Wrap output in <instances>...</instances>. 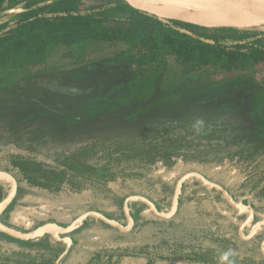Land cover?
I'll return each instance as SVG.
<instances>
[{"label": "rangeland", "instance_id": "374dc122", "mask_svg": "<svg viewBox=\"0 0 264 264\" xmlns=\"http://www.w3.org/2000/svg\"><path fill=\"white\" fill-rule=\"evenodd\" d=\"M12 1L21 3L20 9L25 11L23 19L45 13V9L37 8V4L49 2L53 3L54 11L99 10L97 17L102 20L103 27L132 32L126 37L94 33L69 36L65 32H55L51 23L42 21L11 29L18 17L8 7L0 12V35H5L0 38V89H13L27 77L52 72H67L77 83H87L100 71L122 66L131 72L128 81L113 86L104 96L72 98L63 101V106L72 115L94 116L131 104L168 105L184 103L187 99L205 103L222 90L231 89L232 92L243 90L240 102L246 107L250 121L254 120V115L264 118V54L246 55L247 50L264 51V26H200L193 30L195 34L222 40L229 49L241 46V54L232 61L227 54L202 55L179 43L166 45L150 39L152 28L134 23L138 20L136 11L150 13L130 6L128 0ZM130 118L122 117L119 122ZM116 123L115 119L108 120L94 125L93 129L97 132ZM261 131L264 133V127ZM49 152L50 149L43 150L38 159L50 162L45 156ZM6 165V155H0V171L13 175L14 172L5 169ZM187 166L190 165L177 162L167 171H155L161 175L160 182L145 191L141 187L129 190L127 184L112 183L108 194L98 199H77L72 193L50 194L18 181L17 193L1 211L0 220L12 229L29 233L44 224L65 228L79 216L95 211L120 222L125 229L124 205L129 197H144L160 213L168 215L177 183L188 173H199L222 187L229 196L236 198L239 206L253 211L254 219L246 222L248 216L236 209L230 216L222 214L220 207L226 211L230 208L220 196L205 191L197 183H187L180 190L181 198L170 223L144 220L148 207L141 201L132 200L128 210L134 225L129 232L88 218L67 235L74 243L61 258L65 245L48 235L23 242L0 233V245L10 250L57 257L55 264H95L99 260L105 262L109 255H113L112 262L117 261V264H149L150 259L154 260L152 264H194L156 258L160 254L169 256L176 244L185 247L184 253L191 245L210 246L211 235L224 233L236 237L233 249L237 253L264 264V226L252 230L256 223L264 221V199L254 195L252 185L244 178L234 177L237 173L228 163L196 165L189 171ZM133 183L128 181V186ZM7 191V183L0 181V202ZM196 195H203L204 199L200 201ZM64 209L77 212H61ZM141 249L148 254H138ZM124 251L128 253L120 257Z\"/></svg>", "mask_w": 264, "mask_h": 264}, {"label": "trees", "instance_id": "16d2710c", "mask_svg": "<svg viewBox=\"0 0 264 264\" xmlns=\"http://www.w3.org/2000/svg\"><path fill=\"white\" fill-rule=\"evenodd\" d=\"M52 5L49 2L37 4L45 13L23 19L25 11L20 9L21 3L0 0V12L10 7V12L17 15L18 20L11 29L42 21L51 23L55 32H65L69 36L94 33L126 37L132 32L103 27L102 20L97 17L99 10L54 11ZM136 14L138 20L134 23L150 26V39L154 41L166 45L179 43L202 55L227 54L232 61L241 54V46L229 49L220 39L193 33L200 26L138 11ZM2 36L5 35L1 34L0 38ZM247 52L249 56L264 54L262 50ZM130 77L131 72L122 66L100 71L87 83H77L67 72H52L27 77L13 89H0V155L8 159L5 169L14 172L17 182H25L29 187L50 194L72 193L77 199H98L105 197L111 184L116 182L127 184L129 190L134 187L148 190L160 182L161 175L155 171H167L177 162L190 165L187 171L196 165L228 163L234 166L237 173L234 177L244 178L252 185L254 195L264 199V133L261 131L264 118L254 115V120L250 121L246 107L240 102L243 90H222L205 103L187 99L184 103L168 105L131 104L94 116L72 115L63 106V101L72 98L104 96L113 86ZM234 94L237 96L232 97ZM125 116L131 118L119 122ZM113 119L116 124L97 132L93 129L94 125ZM45 149L51 150L45 153L50 162L38 159V154ZM128 181H133L134 185L128 186ZM187 183H197L205 191L220 196L230 208L226 211L220 207L222 214L232 215L235 211L216 188L190 177L182 183L181 191ZM196 197L200 201L204 199L203 195ZM180 198L181 194L178 203ZM61 212L77 211L64 209ZM130 216L133 218L132 214ZM146 219L172 221V217H161L149 208L144 216ZM210 238V246L191 245L184 253L185 247L176 244L172 245L169 256L160 254L156 259L194 264H259L233 249L236 237L218 233ZM127 253L124 251L119 256ZM138 254L148 253L141 249ZM112 258L113 255H109L105 262L99 260L95 264H117ZM56 259L0 245V264H55ZM153 262L150 259L149 264Z\"/></svg>", "mask_w": 264, "mask_h": 264}, {"label": "bare ground", "instance_id": "6f19581e", "mask_svg": "<svg viewBox=\"0 0 264 264\" xmlns=\"http://www.w3.org/2000/svg\"><path fill=\"white\" fill-rule=\"evenodd\" d=\"M130 6L160 18L179 19L203 27L264 26V2L241 0H128Z\"/></svg>", "mask_w": 264, "mask_h": 264}, {"label": "water", "instance_id": "95a60500", "mask_svg": "<svg viewBox=\"0 0 264 264\" xmlns=\"http://www.w3.org/2000/svg\"><path fill=\"white\" fill-rule=\"evenodd\" d=\"M241 1H261V2H264V0H241ZM190 177H196L200 181H202L204 184L211 186V187H214L217 190H219L222 193L223 197L227 200V202L232 207H234L237 211L242 212V213H244L245 211H248V213H249L248 221L253 218V213L251 211H249L248 209H246L245 207L239 206L222 187L218 186L215 183H212V182L206 180L199 173H188L187 175L183 176L177 183V186H176V189L174 191L173 198H172L170 213L168 215L158 213L156 211L155 206L148 199H146L144 197H140V196L129 197L126 200L125 205H124L125 219L127 222L125 229H123L121 227L120 222L115 221V220L105 216L104 214H101V213H98L95 211H90V212H87V213L79 216L78 218H76L69 226H67L65 228L58 227V226L53 225V224H44V225L38 227L37 229L29 232V233H24V232H20V231H17L15 229H12V228L8 227L7 225L3 224L0 220V233L6 234L12 238H15V239L23 241V242L34 241V240L41 239L42 237L48 235L54 241L65 244V249H64L62 255L60 256V258H61L67 253L69 248L74 243L73 239L71 237H67V235L70 234L78 225H80L82 222H84L88 218H94L96 220H99L108 226H111V227L118 229L121 232H129L134 225V221L128 212V203L132 200H138V201L143 202L154 214H157L161 217H164V218L172 217L175 214L177 207H178V200H179L181 185L186 179H188ZM0 180H4L8 184L7 194H6L5 198L0 202V213H1V211L3 209H5L13 201V199L17 193V181L15 180L13 175H11L5 171H0ZM259 225H260V223L256 224L252 228V230L255 227H259ZM263 246H264V244L262 245V248H263Z\"/></svg>", "mask_w": 264, "mask_h": 264}, {"label": "flooded vegetation", "instance_id": "af4514ba", "mask_svg": "<svg viewBox=\"0 0 264 264\" xmlns=\"http://www.w3.org/2000/svg\"><path fill=\"white\" fill-rule=\"evenodd\" d=\"M249 211H250V210H249ZM251 212L253 213V218H252V219H254V217H255V213H254L253 211H251ZM244 213L248 216V219H249V213H248V211H245ZM229 216H230V215H229ZM247 221H248V220H247ZM247 221H246V222H247ZM249 221H251V219H250ZM249 221H248V222H249ZM258 223H260L259 226H264V221H261V222L259 221ZM258 223H256V224H258ZM256 224H255V225H256ZM255 225H254V226H255ZM254 226H253V227H254ZM253 227H252V228H253ZM256 228H258V227H255V229H256ZM255 229H254V230H255ZM64 245H65V244H64Z\"/></svg>", "mask_w": 264, "mask_h": 264}]
</instances>
